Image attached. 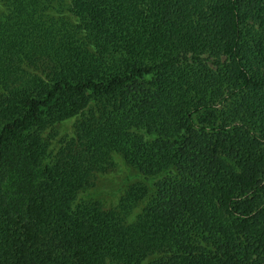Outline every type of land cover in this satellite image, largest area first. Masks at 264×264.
Returning a JSON list of instances; mask_svg holds the SVG:
<instances>
[{
  "label": "trees",
  "instance_id": "1",
  "mask_svg": "<svg viewBox=\"0 0 264 264\" xmlns=\"http://www.w3.org/2000/svg\"><path fill=\"white\" fill-rule=\"evenodd\" d=\"M0 264H264V0H0Z\"/></svg>",
  "mask_w": 264,
  "mask_h": 264
},
{
  "label": "rangeland",
  "instance_id": "2",
  "mask_svg": "<svg viewBox=\"0 0 264 264\" xmlns=\"http://www.w3.org/2000/svg\"><path fill=\"white\" fill-rule=\"evenodd\" d=\"M59 15H48L50 17H58ZM146 181L143 176L130 170L122 162L116 164L111 172L101 174L98 176L93 191L99 198L114 200L129 184ZM156 181V179H149V184Z\"/></svg>",
  "mask_w": 264,
  "mask_h": 264
}]
</instances>
